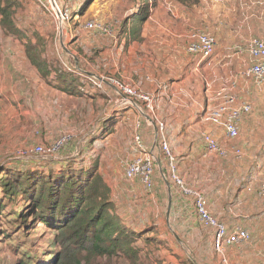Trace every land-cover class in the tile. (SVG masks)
Masks as SVG:
<instances>
[{
    "label": "rangeland",
    "instance_id": "1",
    "mask_svg": "<svg viewBox=\"0 0 264 264\" xmlns=\"http://www.w3.org/2000/svg\"><path fill=\"white\" fill-rule=\"evenodd\" d=\"M8 1L11 5L7 8V15L13 21L14 28L19 31L17 37H8L0 24V165L8 166L16 161H26L29 164L33 160L40 161L42 159L31 150L36 145L50 146L62 137H69L70 142L56 152L54 157L49 158L59 159L71 152L72 155L78 153L85 134L88 135L94 129L98 133L100 127L99 123L98 126L95 124L94 113L98 111L95 110L94 102L82 99L64 100L66 96L57 92V84L53 87L48 84L53 82L50 75H62L60 85L64 81L67 85L65 89L83 86L86 91L95 92L99 88L87 79L94 77L104 81L100 90L108 87L113 90V100L117 99L111 103L113 106L114 103H120L135 109L131 117L124 120L125 124H122L120 131L107 137V140L97 137L89 153L90 157L100 153L101 165H104L106 155L111 154V161H114L116 170L119 169L110 173L100 165L98 174L125 225L135 230L151 231L137 241V246L141 249L140 262L230 264L226 254L224 261L214 250L213 233L198 221L193 199L180 192L170 176V170L167 171V156L160 149V139L166 142L167 150L178 168L170 139L176 141L174 138L181 136L189 137V140H180L181 143L175 146L176 151L182 154L189 149L190 154L188 162L185 159V171L180 174L177 169L176 176L186 188L205 197L211 216L226 224L230 230L240 227L248 231L250 240L241 244V249L246 251L250 245H261L255 260L257 264H263L260 256L264 255V199L258 198L254 192L258 186V177L254 167L249 168L253 162L245 157L243 161L233 156L203 157L204 146L199 133L205 129L219 143H224L220 130H210L217 126L204 124L201 119L213 106L215 92L226 85L225 80L241 71L240 67L249 64L250 57L243 49L245 45L226 44L221 39L219 42L216 40L212 57L201 60L198 56L186 53L188 38L180 43L149 40L150 35L161 31L152 21H174L168 10L162 12L160 5L164 7L166 4L167 9L177 13L174 18L180 26L179 31L183 24L187 26L182 5L188 7L191 1L186 0H91L87 6L86 0H55L58 6H67L71 11L70 22L64 26H58L59 23L36 0ZM193 16L192 31H196L201 21L198 16L196 19ZM89 22L109 27L110 37L85 30L84 27ZM211 25H214L213 22ZM215 25L219 28L217 23ZM139 28L145 35V40L133 36V31L137 33ZM167 31L174 35L172 29ZM15 41L22 42L24 48H15L11 44ZM25 47H29L31 56L41 62L42 69L49 70L47 79L37 75L35 68L27 60ZM238 50L242 52L237 60L227 57ZM119 83L123 89H130L140 95L159 96L158 109L151 113L145 110L138 99L121 98L123 92ZM157 83L166 90L161 98L155 92ZM245 85L250 87L252 82L245 78L240 80V88ZM177 94L180 95L176 97ZM165 96H171L172 103L167 104ZM132 101L143 111L137 109ZM111 104L104 102V112L112 107ZM81 112L85 118L80 116ZM154 118L164 125L162 133L157 130ZM137 120L140 123L139 129L136 126ZM113 122L114 119L111 124ZM189 122L192 125L187 126ZM136 133L142 139L145 136L143 143L146 149H151L154 140L156 166L153 174L154 188L150 192L143 191L137 182L127 181L121 171L127 161L138 154L133 143ZM75 140L79 143L78 146H74ZM234 142L237 143V140ZM19 150H27L30 154L18 158ZM259 164L263 166L262 161ZM158 189L161 194L157 193ZM169 200L171 203L168 208ZM9 211L10 208H7L0 215V233H9L8 239L0 236V264H14L20 254L13 247L30 248L31 241L35 239L38 241L32 251L46 249L45 242L52 234L50 230L43 229L42 225L26 234L12 233L7 224ZM147 238L150 239L149 242L145 241Z\"/></svg>",
    "mask_w": 264,
    "mask_h": 264
},
{
    "label": "trees",
    "instance_id": "2",
    "mask_svg": "<svg viewBox=\"0 0 264 264\" xmlns=\"http://www.w3.org/2000/svg\"><path fill=\"white\" fill-rule=\"evenodd\" d=\"M90 2L86 0L85 6ZM10 5L8 0H0V24L4 33L13 37L19 30L7 15ZM141 32L139 28L133 34L142 40ZM18 43L24 48L22 42ZM25 48L31 66L47 79L49 70L42 69L41 62L31 56L29 47ZM61 76L50 75L53 82L48 86L56 83L58 92L82 95L83 86L65 89L64 81L60 85ZM111 122L112 119L100 123L98 133L97 129L89 133L74 155L71 152L59 159L38 157L42 160H33L32 164L16 161L8 166L0 165V215L10 208L7 224L12 233L26 234L32 229L35 231L38 225L52 232L45 242L46 249L32 251L37 239L31 241L30 248L13 247L20 254L14 264H142L137 241L151 231L146 233L125 225L98 174L101 154L90 157L89 153L97 137L103 139L105 133L111 132L114 124ZM0 236L8 239L9 233L6 231Z\"/></svg>",
    "mask_w": 264,
    "mask_h": 264
},
{
    "label": "crops",
    "instance_id": "3",
    "mask_svg": "<svg viewBox=\"0 0 264 264\" xmlns=\"http://www.w3.org/2000/svg\"><path fill=\"white\" fill-rule=\"evenodd\" d=\"M188 1H191L190 4H188L189 8L187 6L182 5L184 7V12H185L184 17L187 19L186 21L187 26L183 24L181 27V31H179L178 29L180 28V26L176 22V18H174L177 17V13L175 11H172L170 8L167 9L166 4L164 7L160 5L159 7L162 10V12L168 10V12H170L171 14L170 17L173 18L174 21H172L171 19H170L171 21L164 20L162 22L152 21V24H154L155 27L161 29V31L150 35L148 39L149 40L154 39V42H158V43L161 42L169 43L170 41L174 43L182 42L183 39L188 38L189 32H191L193 29L194 24L192 19H194L193 15H195V19L198 16V18H200L201 21L200 24L198 25L199 26L198 30L212 34L213 36H215L214 38L218 42L221 39L222 43L245 45L255 38L264 40V32H263L264 31V0H186V2ZM170 6L174 10V7L171 4ZM232 20H235V22L232 23ZM211 22H213L214 25H211ZM216 23L219 26V28L216 27L215 25ZM185 27H187L188 30ZM167 29H172L174 35L171 34L170 31H167ZM220 30H223L224 32L220 33L219 32ZM133 36H135V34H133ZM140 38L145 40L144 39L145 35L142 32ZM171 38L174 39L171 40ZM11 44L14 45L15 48H19V47L23 48L22 46L19 45L17 41ZM233 48H235V46ZM242 50L234 51L232 55H228L227 57L230 59L235 58L234 60H237L239 58V53H241ZM251 63L252 61L250 59L248 65H244L240 67V70L242 68L241 71H238L239 67H237L236 70L238 72L236 74L229 76L228 77L229 79L227 78L228 80H225L226 82L225 84H227L229 81L232 80L236 83V87L233 89V93L236 95L238 102L246 103L251 107L250 113L241 115L240 117L239 137L236 139L237 143L234 141L233 142L228 141L225 138L223 130L221 128L212 127V129H210L213 130L214 132L221 131L222 136L224 138V143H220L221 145L237 146L242 152V157H241L242 161L244 160L245 157L248 158L249 161L253 162V164L249 165L250 169L254 167L255 163H259L260 161L263 162L262 165L264 166V85L257 86L256 84L253 83V81L250 80L252 82V86L249 87L245 85L244 87L240 88V80L244 79L242 73H244L245 69H247V67H249ZM26 64L27 66H29L27 62H25V65ZM22 76H25V74ZM22 81H24V79H22ZM155 87L157 88L155 92H157V94L160 95V98L162 94L165 95L166 93L165 87L163 86L161 87L160 83H157ZM96 90L97 89H95V92H91L88 90L86 91L85 89L82 88V95L80 94L81 96L77 94L68 95L62 92H58V91L57 92L62 93L64 96H66L64 97V100L82 99L88 102H94L95 110L98 111V112H94L96 114L95 124L97 125L98 123L100 124L109 121L111 119H114L113 122L114 124L111 129V133L110 134L105 133L106 138L104 137V139L107 140V137H110L113 133L120 131L122 129V124H125L124 120L128 116L131 117V113L135 112V109L131 106H127V105L123 106L120 103H116V105L114 103L113 106V104L111 103L116 102L117 99L113 100L114 97L113 90L110 89L109 87L103 90H97V92ZM179 95L180 94H177L176 97H178ZM165 97L167 104L172 103L173 100L171 99V96L170 97L165 96ZM104 102H107V104L112 105V107L109 108L107 112H104L105 109H103L105 107ZM80 116L85 118L84 113L82 112L80 113ZM125 122L127 123V121ZM201 122L204 124L213 125L208 121H204L203 118L201 119ZM189 125L192 124L189 122L187 123V126ZM168 126H170V124H168ZM179 126H181V123L179 124ZM123 131H125L126 135L129 136V133L125 129ZM135 131L136 128L134 127V132ZM91 132L92 130L89 131V133ZM203 132H208V131H206L205 129L199 131L200 137ZM86 136L87 134H85V137ZM144 137L142 139L143 142H144ZM174 139L177 140L173 141L172 139H170V143L172 146V150L176 156V163L178 166L177 169H179V173L182 174L185 171V165H187L186 161L188 162V157H189L188 155L190 153H189V149H186L184 153L180 154L176 151L177 148H175V146L176 144L179 145L181 143L180 140L188 141L189 137L182 138L181 136H179ZM76 142L77 141L75 140L74 143L76 145L74 146L79 145V143ZM153 143L154 140L152 142L151 148H153ZM202 149H204V147H202ZM245 151L247 153H244ZM111 158H112L111 154L106 155L104 165L102 164L101 166H104L107 172L110 173L117 172V170L119 171V169L116 170V167L114 166L115 163H113L114 161H111ZM121 171L124 172V167L121 169ZM155 185L158 186L156 181H155ZM157 193L161 194V191L158 189ZM259 246L261 245L258 244L250 245L248 250L246 251H243L240 245L235 247H226L224 249V256L225 254L227 255L230 264H251V261H254V264H257L258 262L255 259ZM261 260L263 261L264 264V255H262V257L260 256V261Z\"/></svg>",
    "mask_w": 264,
    "mask_h": 264
},
{
    "label": "built area",
    "instance_id": "4",
    "mask_svg": "<svg viewBox=\"0 0 264 264\" xmlns=\"http://www.w3.org/2000/svg\"><path fill=\"white\" fill-rule=\"evenodd\" d=\"M36 1L53 17L56 23H59L58 26H64L70 22L71 11L67 6H58L55 0ZM84 28L85 30L95 32L103 37H110L111 35L109 27L101 24L89 22L86 23ZM215 48L216 40L209 33L200 30L189 32L188 44L185 50L187 54L198 56L201 60H209L215 52ZM243 49L252 61L251 65L245 69L244 73H242L243 77L253 81V83L257 86H263L264 40L257 38L252 39L249 43L245 44ZM64 67L68 70L66 65H64ZM87 79L91 82V84L96 85L99 90L102 89L104 81L94 77H87ZM119 85L123 92L121 98L138 99L144 103L145 108L151 113H154L156 109H158L159 102L157 104V100L159 96L157 98L155 95H153V97L140 95L135 91H130V89H123L120 83ZM235 87L236 83L232 80L219 88L214 94L213 108H209L203 117L204 121H208L218 128H221L225 138L230 142L239 137V123L241 115L248 114L251 111L250 105L238 102L236 95L233 93V89ZM154 119L157 122L158 131L162 133L164 125L159 122L157 118ZM136 126L138 128V122L136 123ZM58 140H56L57 142L54 141L56 143L46 147L36 145L31 152L38 157H54L56 152H59L66 146L67 143L70 142L69 137H62ZM201 140L204 146L203 157L211 155L219 158L233 156L240 159L242 157V152L237 146H222L209 132H203L201 134ZM133 143L138 151V154L126 163L123 172L124 178L129 182H137L143 191L150 192L154 188L153 174L154 166H156L153 150L145 148L142 137L138 133L134 135ZM159 145L160 149L167 156V168L168 171L170 170V176L173 182L184 196L193 199V206L198 221L212 231L214 250L220 254L225 261L224 249L226 247H235L248 242L250 240L248 231L240 227H235L230 230L226 224L211 216L208 212L205 197L197 191L186 188L183 185V181L176 176L177 167L174 165L175 160L167 150L166 142L160 139ZM29 154L30 153L27 150L17 151L18 158H24ZM254 171L258 177V186L254 191L255 195L260 199H264V166H261L259 163H255ZM248 191L250 190L248 189Z\"/></svg>",
    "mask_w": 264,
    "mask_h": 264
},
{
    "label": "water",
    "instance_id": "5",
    "mask_svg": "<svg viewBox=\"0 0 264 264\" xmlns=\"http://www.w3.org/2000/svg\"><path fill=\"white\" fill-rule=\"evenodd\" d=\"M132 104L133 105H135L136 107H137V109H140L141 111H143L142 110V108L137 104V103H135L134 101H132ZM154 126H155V124H154ZM156 127V126H155ZM156 129V128H155ZM158 130V129H157ZM156 130V131H157ZM157 133V132H156ZM155 140H156V138H155ZM151 150H153V148H151ZM170 199V198H169ZM170 203H171V200H169V203H168V208H169V206H170Z\"/></svg>",
    "mask_w": 264,
    "mask_h": 264
}]
</instances>
